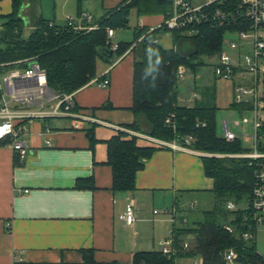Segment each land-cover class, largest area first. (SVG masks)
Masks as SVG:
<instances>
[{
  "label": "crops",
  "instance_id": "1",
  "mask_svg": "<svg viewBox=\"0 0 264 264\" xmlns=\"http://www.w3.org/2000/svg\"><path fill=\"white\" fill-rule=\"evenodd\" d=\"M38 1L33 18L26 15V33L31 29L30 22L39 16L63 24L68 14L79 22L81 13L88 12L93 15L92 21L84 22L92 23L123 0H99L105 10L100 17L89 11L83 0H52L49 11ZM11 10L12 0H0V29L2 16ZM57 18L64 20L58 22ZM164 19L160 13L137 15L133 39L140 28L157 27ZM117 33L114 28L112 41L128 40ZM165 34L160 33L158 41L164 47H175L172 33ZM135 55L129 49L112 63L97 59L96 75L72 93L76 106L72 113L89 116L80 120L79 126H75L72 113L18 120V139L26 149L23 155L15 151L9 137L0 140V264H14L17 260L79 262L82 248H93L99 261L131 262L134 252L161 249V241L171 236L173 227L188 224L182 220L188 221V211L194 207L195 197L191 195L212 193L213 179L203 165L206 151L181 147L177 141L159 144L151 139L155 137L127 127L135 119L131 109ZM6 66L9 65L0 64V99L7 100L12 108L42 112L55 109L58 93L51 90L29 102L11 99L2 76L24 68ZM106 72L110 82L101 86L98 81ZM232 79L219 78L214 94L194 89L193 100L186 97L183 103L179 90L178 104L208 102L219 108L222 106L218 101L222 99L224 106H230L236 85ZM92 127L97 138L94 145L87 133ZM119 130L137 135L141 145H160L144 159L133 190L112 189L106 141ZM89 177L94 187L77 186L79 180ZM130 200L134 202L135 220L126 224L119 215ZM185 238L193 242L191 235ZM195 262L201 264L197 258L180 257L176 264Z\"/></svg>",
  "mask_w": 264,
  "mask_h": 264
},
{
  "label": "trees",
  "instance_id": "2",
  "mask_svg": "<svg viewBox=\"0 0 264 264\" xmlns=\"http://www.w3.org/2000/svg\"><path fill=\"white\" fill-rule=\"evenodd\" d=\"M28 1L12 0L11 12L2 16L0 64L26 68L30 62L36 61L45 70L47 83L55 93H73L96 75L98 58L112 63L132 49L136 54L131 106L135 119L127 127L161 140L177 141L213 153L203 156V165L205 173L213 179L211 192L214 200L211 206L192 219L191 224L173 227V252L138 250L131 262L99 261L93 248H82L79 262L17 260L14 264H176L180 257L197 258L201 264H228L225 253L229 248H234L237 253L236 263L264 264V256L257 251L254 237L247 239L243 235L244 232L254 234L260 222L252 207L255 165L246 157L215 155L249 149L238 136L228 140L217 132V105L208 102L178 104L179 66L196 71L204 63L202 56L221 52L224 34L234 31L235 26L203 22L192 34L181 28L162 26L147 32L149 27H143L135 32L133 40H120L113 49L108 27L127 26L132 8L137 15L160 13L166 18L172 12V0H123L92 22L96 27L91 29H76L66 22L60 24L39 16L30 22L31 29L26 33L25 6ZM143 32H146L144 38L138 40ZM163 32L172 33L175 47H164L159 41L152 40ZM238 105L232 102L231 106ZM61 106L64 107L65 103ZM69 109L75 110V104L71 103ZM168 116L170 123L166 122ZM202 121L206 124L197 125ZM87 133L94 145L97 138L93 127ZM138 140L137 135L119 130L106 141L113 190L135 189L136 174L144 167V159L160 147L157 144L141 145ZM77 186L95 185L89 177L79 180ZM228 201H232L235 208L227 207ZM225 224H231L233 230H228ZM187 235L192 236L193 242L186 240ZM184 242H188V246L184 247Z\"/></svg>",
  "mask_w": 264,
  "mask_h": 264
},
{
  "label": "built area",
  "instance_id": "3",
  "mask_svg": "<svg viewBox=\"0 0 264 264\" xmlns=\"http://www.w3.org/2000/svg\"><path fill=\"white\" fill-rule=\"evenodd\" d=\"M172 0V12L166 17L161 24L157 27H166L168 29H185L187 33L192 34L196 32L198 25L203 22H212L218 24H230L235 26L234 31L243 38L252 37V49L244 55L245 62L241 61L236 65L232 63L231 56L226 49H222L219 53V59L214 67V72L219 78L230 79L238 72L241 77L246 73L250 74L252 84L247 87L246 85H235L233 92V101L236 103H253L256 111L254 118V127L256 129L255 141L252 149L238 153H216L217 156H237L246 157L250 159V163L255 165L254 171V184L252 207L255 211V217L262 222L264 220V141L261 139L260 130L263 129L264 120L259 116L257 107L258 89L257 83L259 81L260 64L264 63V39L259 32V29L264 26V0ZM81 21H75L74 16L68 15L65 21L68 25L76 29H91L96 27L95 24L85 23L91 22L93 15L88 12L81 13ZM149 28L147 32L154 28ZM108 36L111 38L114 34V28L108 27ZM146 32L140 34L138 40L144 38ZM159 37V36H158ZM158 37L152 39L158 41ZM112 48L115 49L118 43L112 41ZM230 48L237 49L241 47L235 40H230ZM120 58V57H119ZM185 72V66L180 65L178 68V76L182 77ZM2 81L5 83L9 90L11 99L32 101L37 96L48 95L50 87L47 83L46 72L36 62H30L29 66L21 69H13L3 74ZM110 82L108 72L104 73L102 78L98 81L101 86H107ZM251 95L246 98V95ZM59 103L51 112L30 111L20 108H12L8 101L0 99V140L3 138H10L15 151L23 155L26 152L24 143L18 139L19 126L18 120H24L33 116H41L44 114H58V113H72L69 109L72 103V93L58 94ZM65 103L62 107L61 104ZM75 115V126H79L80 120L88 119L89 116L72 113ZM246 120V119H244ZM166 122L170 123L171 118L168 116ZM205 125L206 122H197V125ZM235 125L240 124V120H234ZM223 136L228 140H233L237 135L229 129L228 121L224 120V134ZM151 138L150 136H148ZM190 138V137H189ZM159 144H168L165 140L151 138ZM49 143V140H47ZM188 142V139H187ZM174 147L175 143L172 144ZM181 147H188L181 145ZM207 154V153H206ZM208 153L207 155H212ZM227 207L235 208L232 201H228ZM156 211V210H155ZM120 219L126 224H131L135 220L134 202L130 200L125 207V210L119 215ZM187 223V218L182 220ZM225 227L232 231L231 224H225ZM245 238L252 237L250 232L243 233ZM161 250L165 253L173 252V237L169 236L161 241ZM188 246V242H184V247ZM237 253L234 248H229L225 253V258L228 263H234ZM194 264H198L195 262Z\"/></svg>",
  "mask_w": 264,
  "mask_h": 264
},
{
  "label": "rangeland",
  "instance_id": "4",
  "mask_svg": "<svg viewBox=\"0 0 264 264\" xmlns=\"http://www.w3.org/2000/svg\"><path fill=\"white\" fill-rule=\"evenodd\" d=\"M202 1L199 0L196 3L199 4ZM40 2L38 0H29L28 6L26 7L25 15L33 14L34 10L39 7ZM41 4H43V8L47 11L50 10L53 1L52 0H41ZM83 5L92 13H95L97 17H100L101 11H105L99 0H83ZM74 9V8H73ZM72 15V14H68ZM67 16V15H66ZM129 21L127 26L115 28L117 34L123 38L131 40L133 39V27L137 23V14L134 8L129 11L128 14ZM33 18V16H32ZM33 20V19H32ZM64 18H57V21H63ZM263 39H264V26L259 29ZM167 32H164V34ZM165 34V35H166ZM164 36V35H163ZM163 38V37H162ZM235 40L238 44H241V47L237 49L230 48L229 42L230 40ZM252 37L243 38L239 36L235 32L227 31L224 34L223 38V49H226L229 55L231 56L232 63L238 64L240 61L242 63L245 62L244 55L248 52H251L252 49ZM204 63L201 64L196 71H192L188 67H185V72L182 77H179V90L181 91V103H183V98H191L193 100L194 89H198L199 91H206L207 94H214L216 86L219 84V77L214 72L215 64L218 60V54L213 56H202ZM1 77V74H0ZM232 81H235L236 85H249L252 84L250 74L246 73L244 77H240L237 72ZM258 89V98H257V107L258 114L264 120V63L260 64V73H259V81L257 83ZM213 95L210 97L212 98ZM251 95H246V98H250ZM219 104L222 107H219L216 113V125L217 132L221 135L224 134V120L228 121V127L232 130L242 141L243 145L248 149H252L255 141L256 129L254 127V118L256 111L252 106L253 103L247 104L243 106L240 104L238 106H224L225 102L222 99H219ZM245 104V103H244ZM246 119V120H244ZM234 120H240L239 125L234 124ZM261 139L264 141V126L261 129ZM210 153V152H207ZM222 154V153H221ZM225 154V153H224ZM227 156V155H226ZM192 198L195 197L194 207L188 211V224L192 223V219L196 216H199L203 209L209 207L213 203V194L212 193H204L199 192L191 195ZM254 241L256 243L257 251L264 256V222H259L254 234ZM228 264H240V263H228Z\"/></svg>",
  "mask_w": 264,
  "mask_h": 264
},
{
  "label": "water",
  "instance_id": "5",
  "mask_svg": "<svg viewBox=\"0 0 264 264\" xmlns=\"http://www.w3.org/2000/svg\"><path fill=\"white\" fill-rule=\"evenodd\" d=\"M50 90H51V92H53L54 90L50 87Z\"/></svg>",
  "mask_w": 264,
  "mask_h": 264
}]
</instances>
